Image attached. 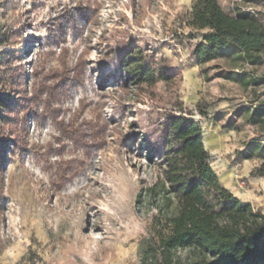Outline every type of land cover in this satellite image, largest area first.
Wrapping results in <instances>:
<instances>
[{"label":"rangeland","instance_id":"obj_1","mask_svg":"<svg viewBox=\"0 0 264 264\" xmlns=\"http://www.w3.org/2000/svg\"><path fill=\"white\" fill-rule=\"evenodd\" d=\"M192 1L0 0V94L14 120L0 127V264H141L139 245L166 212L149 190L159 172L143 136L168 113L201 124L222 184L264 211V177L250 175L259 162L243 153L254 138L264 141V129L236 115L264 101V62L237 60L231 44L195 62ZM219 4L264 26V0ZM83 8L88 19H73ZM122 41L161 63L169 79L138 87L117 54L101 70ZM226 71L259 81L245 86ZM173 255L184 260L188 250Z\"/></svg>","mask_w":264,"mask_h":264},{"label":"trees","instance_id":"obj_2","mask_svg":"<svg viewBox=\"0 0 264 264\" xmlns=\"http://www.w3.org/2000/svg\"><path fill=\"white\" fill-rule=\"evenodd\" d=\"M87 11H76L72 18L88 19ZM235 13L223 11L219 0L192 1L187 25L197 32L192 37H200L191 52L195 62L204 65L221 57L219 48L226 44L233 45L237 60L251 65L264 62L263 24L246 10ZM116 54L123 76L138 87L154 88L169 79L161 63L126 41L110 49L101 70ZM14 76L21 77L20 73ZM223 77L244 81L243 72L226 71ZM11 88L15 91L13 84ZM11 106V99L0 94V127L14 121L8 114ZM199 112L205 115L203 109ZM143 141L144 154L159 172L149 190L153 198L159 196L166 212H159V228L139 245L141 264H264V211L241 201L222 184L211 166L201 124L182 113H168L145 132ZM4 147L0 139V158ZM256 149L259 155L253 154ZM247 151L249 157L260 159L251 177H264V146L250 144ZM176 249L188 250V257H175Z\"/></svg>","mask_w":264,"mask_h":264},{"label":"crops","instance_id":"obj_3","mask_svg":"<svg viewBox=\"0 0 264 264\" xmlns=\"http://www.w3.org/2000/svg\"><path fill=\"white\" fill-rule=\"evenodd\" d=\"M243 76H244V81H242V83H240V82H237V83L247 86V85H256L258 83V81H259V79L256 80L255 78L250 77L248 72H243ZM225 79L231 80L229 78H225ZM231 81H234V80H231ZM261 82L264 83V77L261 79ZM236 115L238 117L244 116L243 121L245 123H247L249 125H252V126H256V127L260 126L261 128L264 129V101L263 102H259L257 105H253L251 107L243 106V108L237 110ZM213 120L214 121H219V118L214 116ZM227 121L228 122L224 126V128H226V129L229 128L231 130L234 129L235 125H233V123H231L229 119ZM202 133H203V130H202ZM209 138H210V136H205V140L208 141V140H210ZM259 142H263V144H264V141H260L257 138H254L253 140L249 141L250 144L259 143ZM247 148H248V146H246L244 148L245 150L243 151V153L244 152H245V154L247 153L246 152ZM208 153H209V151H208ZM245 154H244L243 159L247 158V157L249 158V155H247V157H246ZM209 155H210V153H209ZM253 157L255 158V160H258V162L260 163V159L259 158L255 157V156H253ZM259 163H258V165H259ZM258 165H256V166H258ZM256 166H254V167H256Z\"/></svg>","mask_w":264,"mask_h":264}]
</instances>
